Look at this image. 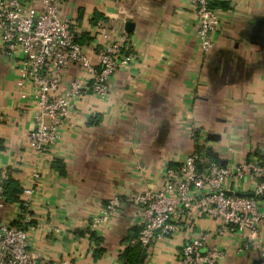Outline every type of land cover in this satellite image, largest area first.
Returning a JSON list of instances; mask_svg holds the SVG:
<instances>
[{
  "label": "crops",
  "instance_id": "crops-1",
  "mask_svg": "<svg viewBox=\"0 0 264 264\" xmlns=\"http://www.w3.org/2000/svg\"><path fill=\"white\" fill-rule=\"evenodd\" d=\"M214 2L226 7L213 8L220 26L203 54L185 0H64L62 16L80 28L79 41L93 63L102 20L125 30L134 62L115 73L106 98L83 100L40 157L28 146L34 111L18 96L15 58L0 48V175L16 191L0 219L15 218L18 190L17 197L26 186L34 189L32 211L40 226L29 233V249L44 264H130L125 251L130 258L138 254L137 264H176L190 231L140 248L131 197L162 187L165 169L194 149L191 126L217 149L214 160L221 165L264 152V0ZM78 76L71 67L64 84ZM33 171L40 176L35 181ZM113 194L124 207L108 226L90 233V218ZM199 228L210 233L209 246L225 248L218 264L260 260L239 254L237 238L218 237L209 219H199L191 236Z\"/></svg>",
  "mask_w": 264,
  "mask_h": 264
},
{
  "label": "built area",
  "instance_id": "built-area-1",
  "mask_svg": "<svg viewBox=\"0 0 264 264\" xmlns=\"http://www.w3.org/2000/svg\"><path fill=\"white\" fill-rule=\"evenodd\" d=\"M211 0H185L195 16L197 48L210 52L212 35L219 29L218 11ZM64 0H0V48L15 58L18 96L33 109V129L27 135L28 146L44 156L60 138L70 116L88 96L104 99L111 82L121 68L134 62L130 38L123 28L115 29L105 20L96 30L101 43L93 63L79 41L81 30L62 16ZM75 66L79 76L64 84V77ZM187 136L194 149L163 174L159 190L144 188L130 202L135 209L138 232L136 242L146 249L183 229L192 231L197 221L207 218L216 225L218 237L235 236L236 251L264 262V167L254 152L245 159L221 165L212 159L215 147L191 126ZM227 149V145L225 146ZM231 148V147H230ZM228 147L227 152H230ZM36 171L31 179H39ZM0 175V210L6 205ZM34 189L24 187L18 210L10 221L0 219V264H44L29 249V233L40 226L32 211ZM125 205L113 194L90 218L88 230L98 233L109 225ZM36 221L32 225L33 221ZM182 224V226H181ZM198 228V227H197ZM57 229L54 230V233ZM189 234L180 245L176 264H218L225 248L209 246L205 230ZM89 236V233L86 234Z\"/></svg>",
  "mask_w": 264,
  "mask_h": 264
},
{
  "label": "trees",
  "instance_id": "trees-1",
  "mask_svg": "<svg viewBox=\"0 0 264 264\" xmlns=\"http://www.w3.org/2000/svg\"><path fill=\"white\" fill-rule=\"evenodd\" d=\"M210 7L211 8H225V4H222V3H210ZM254 155L257 156L260 160H261V166L264 167V152L262 151H259V150H255L254 151ZM213 159H215V156L213 155L212 157ZM14 182H12V180H9V179H6L3 183V198H4V202L6 204H9L10 202H12L11 200H13V197L10 196V193L11 192H16L12 189V185H13ZM19 191V190H18ZM18 191H17V196H18ZM16 196V195H15ZM15 197V200L17 199V203H18V200H19V197ZM124 256L126 257L125 260L127 263H130V264H137L139 263V257H138V254H135V256L133 258H130V256H127L126 255V251H125V254Z\"/></svg>",
  "mask_w": 264,
  "mask_h": 264
},
{
  "label": "water",
  "instance_id": "water-1",
  "mask_svg": "<svg viewBox=\"0 0 264 264\" xmlns=\"http://www.w3.org/2000/svg\"><path fill=\"white\" fill-rule=\"evenodd\" d=\"M131 27H132V24L127 23V24L125 25V28H126V29H129V30H130ZM259 262H261V260H258L257 262H255V264H257V263H259Z\"/></svg>",
  "mask_w": 264,
  "mask_h": 264
}]
</instances>
